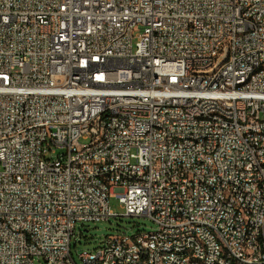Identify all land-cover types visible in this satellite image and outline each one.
I'll return each instance as SVG.
<instances>
[{"label":"built area","instance_id":"built-area-1","mask_svg":"<svg viewBox=\"0 0 264 264\" xmlns=\"http://www.w3.org/2000/svg\"><path fill=\"white\" fill-rule=\"evenodd\" d=\"M112 197L157 228L78 262ZM36 256L264 264V0H0V264Z\"/></svg>","mask_w":264,"mask_h":264},{"label":"rangeland","instance_id":"rangeland-1","mask_svg":"<svg viewBox=\"0 0 264 264\" xmlns=\"http://www.w3.org/2000/svg\"><path fill=\"white\" fill-rule=\"evenodd\" d=\"M84 142L85 140L82 139ZM111 208L118 215L111 216L106 220L91 221L85 224L78 223L72 237V253L79 262V253L93 250L101 245L110 234L126 232L133 236L140 231H153L157 224L147 215L130 216L124 215L125 210L117 197L111 198ZM36 264H47L43 257H35Z\"/></svg>","mask_w":264,"mask_h":264},{"label":"bare ground","instance_id":"bare-ground-1","mask_svg":"<svg viewBox=\"0 0 264 264\" xmlns=\"http://www.w3.org/2000/svg\"><path fill=\"white\" fill-rule=\"evenodd\" d=\"M74 82H81V75H74ZM151 83H161V76H151ZM238 85H247V78H238ZM165 256L175 255V246L164 247ZM87 264H101V258L87 259ZM110 264H125L124 261L111 262Z\"/></svg>","mask_w":264,"mask_h":264},{"label":"water","instance_id":"water-1","mask_svg":"<svg viewBox=\"0 0 264 264\" xmlns=\"http://www.w3.org/2000/svg\"><path fill=\"white\" fill-rule=\"evenodd\" d=\"M227 58V55L225 54L223 57L220 58L219 63H221L222 61H224Z\"/></svg>","mask_w":264,"mask_h":264}]
</instances>
